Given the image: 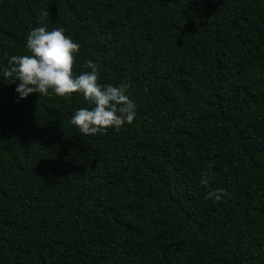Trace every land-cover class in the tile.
Instances as JSON below:
<instances>
[{
  "label": "trees",
  "instance_id": "16d2710c",
  "mask_svg": "<svg viewBox=\"0 0 264 264\" xmlns=\"http://www.w3.org/2000/svg\"><path fill=\"white\" fill-rule=\"evenodd\" d=\"M38 26L80 44L74 75L131 85V125L19 98ZM0 264H264V0H0Z\"/></svg>",
  "mask_w": 264,
  "mask_h": 264
},
{
  "label": "clouds",
  "instance_id": "9594fccd",
  "mask_svg": "<svg viewBox=\"0 0 264 264\" xmlns=\"http://www.w3.org/2000/svg\"><path fill=\"white\" fill-rule=\"evenodd\" d=\"M80 48L78 42L65 34L63 27L50 31L44 26L35 27L26 40L29 54L11 56L3 75L8 78L15 74L12 81H20L16 88L20 99L32 93L49 96L51 92L62 98L81 94L91 107L77 109L71 117V124L85 136L106 134L113 128L119 131L125 125H131L136 117V104L127 94L131 85L99 83V66L92 60L84 65L90 71L74 75ZM213 177L214 173L205 170L201 173V183L207 186ZM227 194L223 189H215L207 194L206 199L215 203Z\"/></svg>",
  "mask_w": 264,
  "mask_h": 264
}]
</instances>
